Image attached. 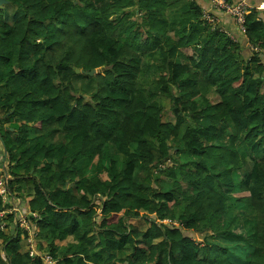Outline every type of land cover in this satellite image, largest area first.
Returning a JSON list of instances; mask_svg holds the SVG:
<instances>
[{
    "label": "trees",
    "instance_id": "trees-1",
    "mask_svg": "<svg viewBox=\"0 0 264 264\" xmlns=\"http://www.w3.org/2000/svg\"><path fill=\"white\" fill-rule=\"evenodd\" d=\"M7 1L0 133L41 252L56 264H264L259 11L247 58L201 0ZM76 69L98 71L88 96ZM9 217L0 264H45L19 253Z\"/></svg>",
    "mask_w": 264,
    "mask_h": 264
},
{
    "label": "crops",
    "instance_id": "crops-1",
    "mask_svg": "<svg viewBox=\"0 0 264 264\" xmlns=\"http://www.w3.org/2000/svg\"><path fill=\"white\" fill-rule=\"evenodd\" d=\"M231 1H233V2L246 1L249 4H252L254 6H258L262 3H264V0H231ZM201 4L203 5L205 10L211 11L215 15H217V17L220 20L219 23L221 24V27L224 28L225 31H227L228 33L230 32L232 35H234L238 42L239 41L241 42L242 51L244 53V56L248 58L251 54L252 47L248 43L247 37H245L240 32V30L238 29V25L236 23V20L232 16L227 15L225 13H222L221 11L213 10L212 5H211L210 1H208V0H201ZM259 15L264 19V15L262 13H260ZM248 47L250 48V50ZM2 141L0 139V178L1 177H8L9 181H10L14 178L13 177V171L11 172V170H10V162H9L8 158L4 157L5 156L4 150H5L6 146H5L4 142H2ZM0 199L2 200L0 211H3L5 213L0 220V227L6 234L11 235L12 234L11 232H13V230L11 229V224L9 225V223H10L9 222V219H10L9 215L13 214V216L15 218L14 224L17 227V230L14 231L15 233H14L13 237H15L16 233H18V234L20 233V237L22 239V241H21L22 245H21V248L19 249V253L23 254L27 251V252H29V254L32 257L41 256L42 258H44V260L46 262L45 264H56V261L51 260L46 252H44V253L41 252V250L39 249V243L36 240H34L33 231L29 232L25 227H24L25 229H23L20 226V222L18 221L19 220L18 214L16 212L18 210V212L26 213V220H27V215L31 213L30 209L26 208L27 205L24 206L25 204L23 205L22 201H20V199H18L16 196H13L11 192L6 197V199H2L1 197H0ZM33 216L35 217L36 215H33ZM1 224L3 226H1ZM29 227H30V225H29ZM25 230H27L29 232L30 236L33 235L30 239L24 238L25 237ZM32 250H34L33 254H31ZM5 254H6V251H5V248L3 247V248H1V255H2V258L4 259V261H7L5 256H4Z\"/></svg>",
    "mask_w": 264,
    "mask_h": 264
},
{
    "label": "built area",
    "instance_id": "built-area-1",
    "mask_svg": "<svg viewBox=\"0 0 264 264\" xmlns=\"http://www.w3.org/2000/svg\"><path fill=\"white\" fill-rule=\"evenodd\" d=\"M211 2L212 8L217 11H221L222 13H225L227 15L232 16L238 25V29L242 34L246 32V17L251 14L252 11H259L264 15V3L254 6L252 4H249L246 1H239V2H232L231 0H209ZM206 12H211V11H206ZM213 13V12H211ZM207 19L210 24L213 26H217L219 24V18L212 14H207ZM221 31H225L224 28H220ZM228 35H230L235 41L236 37L232 35L230 32L228 33L225 31ZM252 47V50L258 51L259 49L257 47ZM9 178L8 177H1L0 178V197L2 199H6V197L9 195ZM18 214L19 222L20 224L25 227L29 232H31L29 224L26 220V213H21V212H16ZM5 213L3 211H0V220L2 216ZM1 226H3L1 224ZM34 253V250L31 251V254Z\"/></svg>",
    "mask_w": 264,
    "mask_h": 264
},
{
    "label": "rangeland",
    "instance_id": "rangeland-1",
    "mask_svg": "<svg viewBox=\"0 0 264 264\" xmlns=\"http://www.w3.org/2000/svg\"><path fill=\"white\" fill-rule=\"evenodd\" d=\"M185 4H187V0H182ZM213 10H214V8H212ZM207 10H204V13H203V17H204V19H205V21L212 27V29H214V30H218L219 29V27L221 28V24L219 23L217 26H213L212 24H210L209 23V21H208V19H207V14H212V15H214V16H216L214 13H211V12H206ZM132 12H134V9H133V11ZM132 19H135V20H140V18H138V16H136L135 14H133L132 15V17H131ZM138 18V19H137ZM176 18H174V20H175ZM246 26V25H245ZM246 33H247V27H246V32L244 33V36L246 37ZM250 44V43H249ZM93 71V70H92ZM93 77V75H88V74H78L77 76H74L73 77V79H72V83H73V85H74V87L76 88V90H77V92L79 93V94H82V95H86V96H88L91 92H93V90H94V84H95V82H94V79L92 78ZM164 165V164H163ZM163 167V166H162ZM163 179H165V177H163ZM67 185H66V187H68V186H70V188L72 189V188H74V184L72 183V185H69V182H67L66 183ZM62 188L63 189H65L64 188V186H62ZM2 198V197H1ZM140 225H143V224H140ZM20 226L23 228V229H25L21 224H20ZM144 226V225H143ZM209 233H211L210 231H207V232H203V233H196V234H194V238H195V240L197 241V242H200L202 245L201 246H210L211 244L210 243H208V242H203V239H204V237H205V235H209ZM215 241H217V242H222V243H224L223 241H220L219 239H214ZM61 245V244H60ZM199 254V258H201V259H203V256H204V253H201V252H199L198 253ZM47 255L49 256V254L47 253ZM50 257V259H52L51 258V256H49ZM232 258V257H231ZM233 260L235 261V263L236 264H241L240 262H239V260H236V258H233Z\"/></svg>",
    "mask_w": 264,
    "mask_h": 264
},
{
    "label": "water",
    "instance_id": "water-1",
    "mask_svg": "<svg viewBox=\"0 0 264 264\" xmlns=\"http://www.w3.org/2000/svg\"><path fill=\"white\" fill-rule=\"evenodd\" d=\"M7 2H8L7 0H0V5H3V4H5V3H7ZM76 72H77V73H86L85 71H82L81 69H76ZM96 72H98V71L93 70V71L87 72V74H89V75H94ZM0 139H1V141H2L1 134H0ZM2 142H3V141H2ZM4 155H5L4 157L7 158V150H6V148H5V150H4ZM17 234H18V233H16L15 238L17 237ZM125 264H127V263H125Z\"/></svg>",
    "mask_w": 264,
    "mask_h": 264
},
{
    "label": "clouds",
    "instance_id": "clouds-1",
    "mask_svg": "<svg viewBox=\"0 0 264 264\" xmlns=\"http://www.w3.org/2000/svg\"><path fill=\"white\" fill-rule=\"evenodd\" d=\"M209 1V0H208ZM211 3V2H210ZM259 13H261V12H259ZM244 35V34H243Z\"/></svg>",
    "mask_w": 264,
    "mask_h": 264
}]
</instances>
